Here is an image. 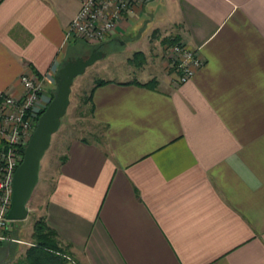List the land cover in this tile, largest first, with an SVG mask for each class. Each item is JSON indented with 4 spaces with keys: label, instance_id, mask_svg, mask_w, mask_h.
I'll return each mask as SVG.
<instances>
[{
    "label": "crops",
    "instance_id": "crops-1",
    "mask_svg": "<svg viewBox=\"0 0 264 264\" xmlns=\"http://www.w3.org/2000/svg\"><path fill=\"white\" fill-rule=\"evenodd\" d=\"M81 4L0 0V102L20 98L29 74L47 104L78 48L66 35ZM139 8L87 50L130 56L124 75L92 88L90 137L57 153L40 217L61 264H264V0ZM172 42L202 61L180 85Z\"/></svg>",
    "mask_w": 264,
    "mask_h": 264
},
{
    "label": "built area",
    "instance_id": "built-area-1",
    "mask_svg": "<svg viewBox=\"0 0 264 264\" xmlns=\"http://www.w3.org/2000/svg\"><path fill=\"white\" fill-rule=\"evenodd\" d=\"M144 0H82L80 10L69 25L66 42L76 38L87 45H100L116 32L124 15L135 12ZM173 65L179 69L177 84L188 81L202 61L183 45L172 48ZM24 94L15 98L4 94L0 102V244L8 240L10 223L6 216L10 209L12 181L22 161L20 147L26 146L37 121L47 104L42 103L43 88L35 75L21 77Z\"/></svg>",
    "mask_w": 264,
    "mask_h": 264
},
{
    "label": "rangeland",
    "instance_id": "rangeland-1",
    "mask_svg": "<svg viewBox=\"0 0 264 264\" xmlns=\"http://www.w3.org/2000/svg\"><path fill=\"white\" fill-rule=\"evenodd\" d=\"M150 5H152V7H157L159 6V2L158 4L157 2L149 5L146 4L144 12H142L141 14L142 18L147 16L151 7ZM140 9L141 8L139 7L135 8L136 11ZM70 39L71 38H69V40ZM78 41L79 42H77L75 45L70 44L71 46L73 45V48H78H75V51H70L67 57L74 58L78 54L87 55V53L89 52L87 50H89L92 45H87L81 40ZM176 45L179 46L182 44L172 42V44L167 49V57L169 59V65L172 66L173 69H175L178 75L180 73L179 69L172 63V58L174 55L172 52V48ZM94 47L97 48L99 47V45H95ZM115 47H117V45L105 47V51H107L108 54L109 52L110 54H112L104 59L97 60L93 65L87 67L86 71L82 75L77 76L73 80L69 97V106L66 110L65 115L61 119L58 131L52 136L49 149L47 150L45 156L41 161L39 181L27 204L28 216L24 221L16 222L14 226V242L17 246L16 256H22L25 250L30 246L32 242L31 235L33 224L37 219L42 218L40 217V214L45 202V198L49 193L52 185V174L56 168L55 160L58 158V151L60 152L61 150H63L66 142L70 138L85 137L87 139L88 137H90L88 135L91 133V131H93V124L89 116V107L85 99L89 96L91 89L97 81L103 78L121 77L126 71L125 62L126 59L130 56V51L129 49H125V47H120L118 48L120 54H115L113 53V49ZM67 57L63 60V63L67 60ZM55 89L56 87L54 88V90ZM10 239L11 238L8 236V240ZM8 240L4 243L8 242ZM17 241L21 242V244H19Z\"/></svg>",
    "mask_w": 264,
    "mask_h": 264
},
{
    "label": "water",
    "instance_id": "water-1",
    "mask_svg": "<svg viewBox=\"0 0 264 264\" xmlns=\"http://www.w3.org/2000/svg\"><path fill=\"white\" fill-rule=\"evenodd\" d=\"M100 56V52L92 50L86 59H69L58 70L55 76L56 89L53 97L40 115L25 146L22 161L13 176L10 209L6 216L11 226H15L16 222L24 221L28 216L27 204L39 181L41 161L69 106L73 80L82 75L86 68L94 64ZM9 255V247L2 246L0 248V264L10 263Z\"/></svg>",
    "mask_w": 264,
    "mask_h": 264
},
{
    "label": "trees",
    "instance_id": "trees-1",
    "mask_svg": "<svg viewBox=\"0 0 264 264\" xmlns=\"http://www.w3.org/2000/svg\"><path fill=\"white\" fill-rule=\"evenodd\" d=\"M101 46V45H100ZM136 53L135 55H138ZM134 55V56H135ZM66 62V61H65ZM64 62V63H65ZM63 63V64H64ZM104 81H98L95 83V86H99L104 84ZM146 86V85H144ZM93 89H91L89 96L85 99L87 103L90 100V95ZM55 90L51 92V98L53 97ZM25 146L20 147V154L23 156ZM11 230V231H10ZM14 228L6 230V235H8L12 240H14L13 232ZM31 246H29L24 254L20 256L18 259L15 258L16 254V245L14 242H6L4 244H0V248L2 246H8L10 250V263L11 264H61L63 262V258H61V253L63 252L59 246L57 240V234L54 230H52L46 223L44 218L37 219L32 227V235H31Z\"/></svg>",
    "mask_w": 264,
    "mask_h": 264
},
{
    "label": "flooded vegetation",
    "instance_id": "flooded-vegetation-1",
    "mask_svg": "<svg viewBox=\"0 0 264 264\" xmlns=\"http://www.w3.org/2000/svg\"><path fill=\"white\" fill-rule=\"evenodd\" d=\"M100 45H101V44H100ZM100 45H99V46H100ZM91 53H92V50L89 51L88 55H85V54H78V55L75 56L74 58H68L67 60H69V59L73 60V59H76V58H83V59H86ZM67 60H66V61H67Z\"/></svg>",
    "mask_w": 264,
    "mask_h": 264
}]
</instances>
